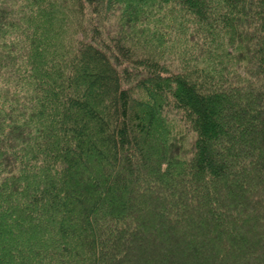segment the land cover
Instances as JSON below:
<instances>
[{
    "label": "trees",
    "instance_id": "obj_1",
    "mask_svg": "<svg viewBox=\"0 0 264 264\" xmlns=\"http://www.w3.org/2000/svg\"><path fill=\"white\" fill-rule=\"evenodd\" d=\"M0 264H264V0H0Z\"/></svg>",
    "mask_w": 264,
    "mask_h": 264
}]
</instances>
